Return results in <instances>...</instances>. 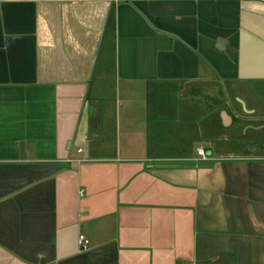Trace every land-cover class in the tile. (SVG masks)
<instances>
[{
    "label": "crops",
    "instance_id": "obj_1",
    "mask_svg": "<svg viewBox=\"0 0 264 264\" xmlns=\"http://www.w3.org/2000/svg\"><path fill=\"white\" fill-rule=\"evenodd\" d=\"M0 264H264V0H0Z\"/></svg>",
    "mask_w": 264,
    "mask_h": 264
},
{
    "label": "built area",
    "instance_id": "obj_2",
    "mask_svg": "<svg viewBox=\"0 0 264 264\" xmlns=\"http://www.w3.org/2000/svg\"><path fill=\"white\" fill-rule=\"evenodd\" d=\"M78 152L82 153L83 150H79ZM199 154L203 157L204 160H206L207 157H206L205 151L203 149L199 150ZM82 161H85V160H79V162H82ZM79 246L84 251L89 250V248L91 247V241L88 238H86L85 236L81 235L79 237Z\"/></svg>",
    "mask_w": 264,
    "mask_h": 264
},
{
    "label": "water",
    "instance_id": "obj_3",
    "mask_svg": "<svg viewBox=\"0 0 264 264\" xmlns=\"http://www.w3.org/2000/svg\"><path fill=\"white\" fill-rule=\"evenodd\" d=\"M97 58H98V57H97ZM240 102H241L242 106L244 107V110H245L247 113H249V110L247 109L245 102L242 101V100H240ZM224 115H225V121H227V117H226L227 113L224 112Z\"/></svg>",
    "mask_w": 264,
    "mask_h": 264
},
{
    "label": "rangeland",
    "instance_id": "obj_4",
    "mask_svg": "<svg viewBox=\"0 0 264 264\" xmlns=\"http://www.w3.org/2000/svg\"><path fill=\"white\" fill-rule=\"evenodd\" d=\"M244 110V109H243ZM245 111V110H244ZM246 112V111H245ZM247 113V112H246ZM245 113V114H246ZM247 115V114H246ZM247 128H248V126H245V128L243 129V135L245 134V132L247 131ZM245 140H246V138H245ZM245 142V141H244ZM247 144V142H245V143H241V146H245ZM250 147V146H249ZM230 149H233V147L231 146V148ZM236 150H237V148H236Z\"/></svg>",
    "mask_w": 264,
    "mask_h": 264
}]
</instances>
